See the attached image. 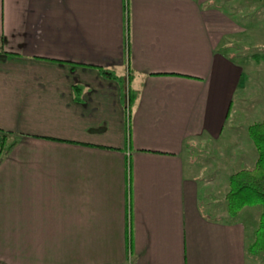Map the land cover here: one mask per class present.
I'll return each mask as SVG.
<instances>
[{
    "label": "crops",
    "instance_id": "obj_1",
    "mask_svg": "<svg viewBox=\"0 0 264 264\" xmlns=\"http://www.w3.org/2000/svg\"><path fill=\"white\" fill-rule=\"evenodd\" d=\"M243 2L0 0V129L20 135L0 264H264L186 157L225 133L243 68L224 49L245 30L226 9Z\"/></svg>",
    "mask_w": 264,
    "mask_h": 264
},
{
    "label": "rangeland",
    "instance_id": "obj_2",
    "mask_svg": "<svg viewBox=\"0 0 264 264\" xmlns=\"http://www.w3.org/2000/svg\"><path fill=\"white\" fill-rule=\"evenodd\" d=\"M250 1L252 0L241 3L240 9L233 10L229 4L226 9L231 16L241 21L245 30L237 35L238 41L230 42L224 49L243 68L242 82L234 91L233 108L225 133L217 142H196L186 154L196 164V171L204 178L217 174L222 185H217L216 188L210 184L201 186L203 202L226 221H234L227 212L224 200L229 177L234 171L246 167L247 163L251 165L257 155L247 127L264 116V0H260L258 6ZM254 53L259 55L257 60L252 57ZM116 80L121 82L120 77ZM258 210L259 205L246 207L238 218L247 223L249 239L256 224Z\"/></svg>",
    "mask_w": 264,
    "mask_h": 264
},
{
    "label": "trees",
    "instance_id": "obj_3",
    "mask_svg": "<svg viewBox=\"0 0 264 264\" xmlns=\"http://www.w3.org/2000/svg\"><path fill=\"white\" fill-rule=\"evenodd\" d=\"M252 57L257 60L259 55L254 53ZM100 69L103 75H110ZM247 132L257 154L253 167L240 168L231 173L224 200L232 220H238L246 207L259 205L256 224L247 243V250L255 253L264 251V116L248 125ZM19 143V134L0 129V163Z\"/></svg>",
    "mask_w": 264,
    "mask_h": 264
}]
</instances>
